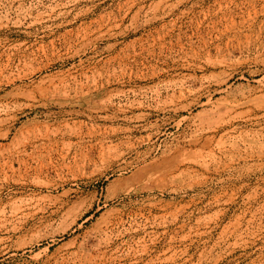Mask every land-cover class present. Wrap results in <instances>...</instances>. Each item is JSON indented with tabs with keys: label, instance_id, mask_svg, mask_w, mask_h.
I'll return each mask as SVG.
<instances>
[{
	"label": "rangeland",
	"instance_id": "1",
	"mask_svg": "<svg viewBox=\"0 0 264 264\" xmlns=\"http://www.w3.org/2000/svg\"><path fill=\"white\" fill-rule=\"evenodd\" d=\"M0 264H264V0H0Z\"/></svg>",
	"mask_w": 264,
	"mask_h": 264
},
{
	"label": "bare ground",
	"instance_id": "2",
	"mask_svg": "<svg viewBox=\"0 0 264 264\" xmlns=\"http://www.w3.org/2000/svg\"><path fill=\"white\" fill-rule=\"evenodd\" d=\"M107 111V110H106ZM114 113V112H113ZM123 114V113H122ZM111 115V114H110ZM111 117H113V116H111ZM139 118V117H138ZM118 119V118H117Z\"/></svg>",
	"mask_w": 264,
	"mask_h": 264
}]
</instances>
